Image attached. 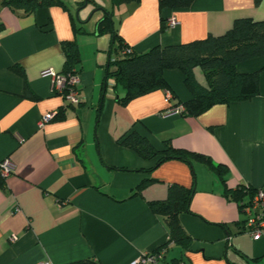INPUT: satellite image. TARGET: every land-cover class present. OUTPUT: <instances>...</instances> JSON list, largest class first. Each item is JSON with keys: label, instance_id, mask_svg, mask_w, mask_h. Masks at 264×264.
Returning a JSON list of instances; mask_svg holds the SVG:
<instances>
[{"label": "crops", "instance_id": "crops-1", "mask_svg": "<svg viewBox=\"0 0 264 264\" xmlns=\"http://www.w3.org/2000/svg\"><path fill=\"white\" fill-rule=\"evenodd\" d=\"M60 1L64 6L22 13L0 0V162L9 158L14 164L6 188L0 187V264L86 259L130 264L166 241L164 221L151 212L148 201L164 199L170 183L192 186L193 174L181 160L147 172L156 160H145L118 143L130 129L156 149L170 141L175 148L208 155L228 168L230 188L264 187V70L258 96L217 104L197 116L164 114L192 97L177 69L163 71L169 99L165 90H155L126 104L118 101L124 89L105 76L111 61L127 55L125 48L141 54L154 46L222 35L239 18L263 20L264 0H194L186 8L161 10L158 0H128L113 7V27L124 44L118 51L109 33L96 32L101 10L93 19L87 13L94 4ZM93 1L111 7L110 0ZM170 17L178 24L167 26ZM64 41H74L78 48L76 103L54 92L52 78L42 74L64 73ZM14 64L22 73L11 69ZM263 64L264 58H255L238 68L251 72ZM195 74L207 84L200 68ZM47 113L53 117L39 126ZM193 166V213L179 216L192 245L182 250L170 244L157 263L174 264L171 260L177 258L178 264H264V236L252 239L244 231L246 214L224 195L214 170L201 162ZM146 178L153 180L133 195Z\"/></svg>", "mask_w": 264, "mask_h": 264}, {"label": "trees", "instance_id": "trees-1", "mask_svg": "<svg viewBox=\"0 0 264 264\" xmlns=\"http://www.w3.org/2000/svg\"><path fill=\"white\" fill-rule=\"evenodd\" d=\"M86 1L94 4L95 8L103 13L96 24V32L109 33L113 41L117 42V51L122 49L124 44H122L120 35L113 27L112 14L113 7L128 0H110V9L97 6L93 0ZM193 1L158 0V6L160 10L164 8H186ZM1 4L22 13L33 12L39 7L64 6L60 0H1ZM83 4L85 1L80 2V6ZM161 22L163 26V18ZM62 45L66 57V67L63 74H76L77 71L74 67L79 62L77 45L74 41H64ZM255 58H264V19L239 18L235 20L233 26L226 33L219 36L209 35L206 38L190 42L154 46L141 54L130 53L119 56L106 67L105 76L106 78H113L115 84L124 89V94L118 101L126 104L136 97L155 90H169L163 71L165 69H177L182 73L183 83L191 92L192 97L190 100L176 105L185 106L186 111L182 114L197 116L217 104L229 105L235 101L249 100L258 96L260 93L259 79L264 70V64L261 68L251 72H242L238 68L240 63ZM197 67L204 73L206 85L198 81L195 74ZM11 69L17 73H22L16 64ZM62 115L63 111H59L58 117ZM118 143L123 147L132 149L145 160L155 159V165L147 172L152 171L165 161L181 160L189 164L193 174L194 183L192 186L170 183L164 199L148 201L151 212L162 217L168 235L164 243L150 252H157L159 249L166 250L170 244L176 245L182 250H189L192 245L193 238L181 225L179 216L181 213H193L191 201L195 193L196 182L194 162H201L218 174L225 186L224 195L236 201L241 211L259 190V188L248 185H241L236 188L228 187L225 179L228 168L222 164L216 165L208 155L203 153L175 148L170 141L163 142L162 149H156L145 136L140 135L134 129H130L118 138ZM109 168L128 170L126 168ZM152 180L150 178L143 179L134 187L133 195L140 194L141 190ZM0 187L6 188L5 177L0 176ZM261 188L264 189V187ZM245 221H243L244 231L246 229ZM171 262L178 264L180 261L174 258ZM69 264L100 263L86 259Z\"/></svg>", "mask_w": 264, "mask_h": 264}, {"label": "built area", "instance_id": "built-area-1", "mask_svg": "<svg viewBox=\"0 0 264 264\" xmlns=\"http://www.w3.org/2000/svg\"><path fill=\"white\" fill-rule=\"evenodd\" d=\"M178 22L174 17H170L167 21V26L173 27L177 25ZM131 50L125 48L123 54H129ZM42 74L52 78V88L54 92L60 93L64 96L66 101L71 103L79 102L77 98L78 92V75L73 74H56L52 70H44ZM167 99L171 97L169 91H165ZM186 111L185 106L182 104L169 107L164 114H182ZM53 117L52 113L45 114L39 121V126H42L45 122ZM14 171V164L9 158H4L0 162V176L7 177ZM17 210V208H16ZM244 212L246 214L245 221V232L252 239H259L264 236V189L260 188L254 197L251 199L250 203L244 207ZM164 249H159L157 252H145L137 259L132 261L130 264H157V262L162 258ZM47 264V263H44Z\"/></svg>", "mask_w": 264, "mask_h": 264}, {"label": "rangeland", "instance_id": "rangeland-1", "mask_svg": "<svg viewBox=\"0 0 264 264\" xmlns=\"http://www.w3.org/2000/svg\"><path fill=\"white\" fill-rule=\"evenodd\" d=\"M85 1V3H86V0H84ZM97 1H101L102 2V0H97ZM105 4H106V1H105ZM83 5H85V4H83ZM83 5H81V6H83ZM78 6H80V5H78ZM100 7H102V6H100ZM105 8V7H104ZM75 9H77V6H76V8ZM74 9V10H75ZM78 10H80V7H79V9ZM88 10H89V12L87 13V15L88 16H92L93 15V19H95L97 16H96V13H94L97 9L96 8H93L92 6H89V8H88ZM97 13H99V12H97ZM75 14H76V10H75ZM76 16V15H75ZM92 26L93 25H88L87 26V29H91L92 28ZM178 248V249H180L178 246H174V248ZM169 259H170V257H168ZM158 264V263H157Z\"/></svg>", "mask_w": 264, "mask_h": 264}]
</instances>
